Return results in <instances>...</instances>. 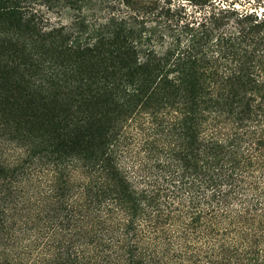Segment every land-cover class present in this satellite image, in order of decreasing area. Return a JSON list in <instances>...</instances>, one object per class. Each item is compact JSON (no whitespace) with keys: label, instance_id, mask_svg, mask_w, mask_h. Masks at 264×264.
<instances>
[{"label":"trees","instance_id":"obj_1","mask_svg":"<svg viewBox=\"0 0 264 264\" xmlns=\"http://www.w3.org/2000/svg\"><path fill=\"white\" fill-rule=\"evenodd\" d=\"M243 1L0 0V264H264Z\"/></svg>","mask_w":264,"mask_h":264},{"label":"rangeland","instance_id":"obj_2","mask_svg":"<svg viewBox=\"0 0 264 264\" xmlns=\"http://www.w3.org/2000/svg\"><path fill=\"white\" fill-rule=\"evenodd\" d=\"M250 2H251L252 4L249 3V0H246L245 3H244V1H243L242 4L246 5V7L249 8V9H254V8L256 7V6H255V2H253V1H250ZM240 4H241V2L238 3L239 6H241ZM259 7H260V10H261V11L264 10V0H263V4H262L261 6H259ZM66 18H67V17L64 16V20H66Z\"/></svg>","mask_w":264,"mask_h":264}]
</instances>
